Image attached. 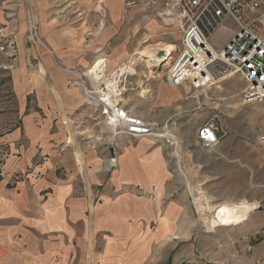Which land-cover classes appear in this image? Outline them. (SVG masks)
I'll return each mask as SVG.
<instances>
[{"label": "crops", "instance_id": "crops-1", "mask_svg": "<svg viewBox=\"0 0 264 264\" xmlns=\"http://www.w3.org/2000/svg\"><path fill=\"white\" fill-rule=\"evenodd\" d=\"M75 2L87 11L102 8L108 21L121 16L120 0ZM93 14L76 17L73 34L48 36L47 49L24 40L32 67L25 65L23 51L15 44L22 26L15 32L11 20L2 27L17 63L9 73L8 94L0 95V264H181L187 259L204 264L194 243L198 220L193 202H264V148L256 136L243 139L241 120L226 117L219 121V144L201 148L196 128L208 119V112L190 113L186 126L189 118L181 115L186 108L177 104L185 97L178 92L172 98L161 96L159 83L156 93L145 87L150 93L142 96L140 79L139 102L166 109L156 119L146 111L139 116L168 121L165 128L173 142L119 135L116 166L110 171L107 161L102 166V153L93 148L72 151L68 143L76 135L64 120L70 116L76 121L71 112L83 103V96L67 81H76L95 57L83 41ZM66 46L72 49L66 51ZM125 57L126 51L116 48L108 57L109 68ZM162 84L179 89L170 88L165 79ZM183 87L193 91L191 98L198 96L190 105L206 103L199 100L203 93ZM248 151L254 154L251 172L257 176L252 192L243 190V174L248 177L250 168L241 160ZM262 220L255 219L243 233L261 235ZM262 255L264 241L255 242L243 260L251 264Z\"/></svg>", "mask_w": 264, "mask_h": 264}, {"label": "rangeland", "instance_id": "rangeland-1", "mask_svg": "<svg viewBox=\"0 0 264 264\" xmlns=\"http://www.w3.org/2000/svg\"><path fill=\"white\" fill-rule=\"evenodd\" d=\"M31 1L35 6L38 25L41 36H43V38H41L44 45L45 42L47 44L46 38L48 36L61 37L64 33L73 34L77 25L76 17L80 14L81 16H86L87 14V18H89V12L90 14L94 13L92 15L93 21L91 28L84 29L83 31V41L88 45L87 48L91 49V52L95 55L92 63L95 59L101 56L107 58L108 61L105 66V76L98 81L91 79L93 78L91 75H86V70L92 63L84 66L81 73H78L83 76L85 83L89 86L91 83L95 87L105 83L111 71L117 69L118 65L121 63L126 62L129 59L133 60L134 57H137L135 52L142 49L141 47H144L148 43H156L157 41L173 42L177 45V49L180 45V32L177 27L176 15L172 10L169 11L170 9L165 6L164 0H133L130 5H127L126 0H120L121 16L117 21H108L107 15L102 8L87 11L82 9L75 0ZM24 7V0H8L5 3L0 2V29L2 30V27H6L7 23L11 20L15 32L18 30V26H22L23 29L20 31V39L15 44L19 46L18 48H20L21 51H23L22 57L25 65L32 67L31 65L34 64L31 63V54L26 52L27 46L24 45ZM235 27V23L230 18L226 17L221 25L215 30L212 37L208 39L212 48L218 50L219 47H224L229 40L227 35L230 33L231 29L234 31ZM5 32V30H2V33L0 31V95L4 96L8 94L9 73L12 68H15L17 63L16 60L13 64V60L10 57L9 47L6 46L8 43L5 42L9 36L6 35L4 38L5 35H2ZM73 41L74 40H72V42ZM72 42L70 44H72ZM67 46L65 47L66 51L72 49L71 46ZM118 47L126 51V57L114 68H109L108 65L110 64V60L108 57ZM176 52L177 51L173 52L171 59L164 60L160 65L150 68L154 73H160V75L155 78H150L149 76L143 77L144 73L148 74V69L140 59L135 61V72L130 73L125 82L128 91L123 98V103L126 104L129 111L137 115L146 111L150 118L156 119V116L163 114L166 109L165 106H152L151 108H146L148 106L145 107L139 102L138 99L140 96L138 93L140 88L138 86L141 84L140 79H142V87L149 88L151 90L150 92L156 93V84L159 83L158 92L161 96L172 98L177 92L180 93V95H183V98L185 97V99H180L177 104L186 108L183 110L185 113H182L181 115L186 116L187 119L189 118L188 115L190 113L195 114L194 116H205L208 112V118L217 115L219 118L218 121L221 122L224 117H226V120H229V118H231L230 120H241V134L244 137L243 139L251 135L257 136L258 133L264 132V102L253 103L246 106L239 105L238 93L243 86V82L238 75L227 79L220 85V87L214 86L200 91L203 94L199 96V100L201 101L204 99L206 102L204 105L200 106L197 105L199 104L198 102H194V105H190L191 103H189L190 100H197L198 98L196 95L191 98L193 91L189 92L183 86L179 87L178 90L176 89V91L175 89H167L162 83H164L170 62L176 55ZM75 73L77 74V72ZM88 79H91V83ZM67 82L68 86L75 85V87L81 92V87L77 79L76 81L71 82L68 80ZM192 106H195L197 109L193 110L194 108H192ZM177 109L178 111L175 110V113L177 112L179 114L181 108ZM226 112L227 114H224ZM228 113L231 117H229ZM71 115L76 121L72 122L70 116L65 117L64 121L67 123L68 127L71 126L69 127V132L72 130L74 135H76L73 142H67L68 145L72 147V151H82L84 148H93L98 151L99 154L102 153L104 157L102 159V166L104 168L109 159L114 157V163L107 169V171L112 170L116 166L115 157L117 151L120 149L115 143L116 138L119 135H125H115L109 132L100 111L96 110L92 105L87 104L84 99L83 103L71 112ZM191 120L192 119L189 118L186 122V126L189 125ZM164 123L168 124V121H165ZM164 129L169 132L166 128ZM228 134H233V131L228 132ZM246 156L247 158H242L241 162L243 165H248L250 171L248 172L249 178L243 174V190L248 189L252 192L257 183V176L255 173L252 174L251 172V170L254 169L252 165L254 162L252 156H254V154H251V152L248 151ZM245 168L246 167H243V170H245ZM204 203L205 202H193L195 205V217L196 220H198L197 235L194 243L197 244L198 249L201 251V258H203V261L207 259H222L231 264H245L243 260L245 255L244 251H242L243 244L246 242L253 244L255 242L263 241V236L257 235L253 237V235L250 236V234L243 232L248 230V227L255 219H264V202H237L239 204L238 210L227 222L216 220L212 223L205 222L208 220L209 212L206 204L204 205L205 208L204 206L201 208L200 205ZM208 203L219 204L222 202ZM263 221L264 220H262V222Z\"/></svg>", "mask_w": 264, "mask_h": 264}, {"label": "built area", "instance_id": "built-area-1", "mask_svg": "<svg viewBox=\"0 0 264 264\" xmlns=\"http://www.w3.org/2000/svg\"><path fill=\"white\" fill-rule=\"evenodd\" d=\"M7 1L0 0L2 3ZM24 1L25 41L45 47L39 34L35 6L31 0ZM132 1L126 0L127 5ZM164 4L175 13L180 32V45L165 75V82L170 88L188 85L194 91H203L220 87L227 79L238 75L243 82L238 103L246 106L264 102V0H164ZM226 17L236 27L225 46L215 50L208 39ZM129 75H119L115 86L102 83L95 87L91 83L94 78L88 79L89 86L81 74H77V81L84 101L100 111L109 132L131 138H157L159 130L166 127L164 122L145 119L122 105L128 91L125 82ZM218 120V116L214 115L196 128L201 148L212 149L219 144L222 128ZM162 139L173 142L172 136ZM256 142L264 148V132L257 134ZM2 144L0 142V146ZM109 160L112 166L114 157ZM261 235L264 241V228ZM242 251L245 256H250L252 244L243 245ZM181 264L195 263L187 259ZM204 264L231 263L222 259H207ZM251 264H264V255L255 258Z\"/></svg>", "mask_w": 264, "mask_h": 264}, {"label": "bare ground", "instance_id": "bare-ground-1", "mask_svg": "<svg viewBox=\"0 0 264 264\" xmlns=\"http://www.w3.org/2000/svg\"><path fill=\"white\" fill-rule=\"evenodd\" d=\"M141 48L142 49L137 50V52H135V55L137 57H134L133 60L129 59L126 62L121 63L120 65H118L117 69L111 71V73L109 74V77H107L105 81L107 85H109L110 83L115 86L116 79L119 75H122L124 73L135 72V66H136L135 61L137 59H140L141 61H143L148 69L149 75L147 73H144L143 76L145 77L148 75L150 78H155L159 76L160 73L159 72L154 73L150 68L160 65V63L164 60L171 59V55L173 54V52L177 51V45L175 43L163 42V41H157L156 43H148L144 47H141ZM159 53H162L163 55L158 57L157 55ZM107 61L108 59L103 56L98 57L97 59L93 61L90 67L87 68L86 75L93 76V78L96 81L102 79L105 76V66H106ZM141 92H142L141 95L144 96V94L148 93L149 90L148 89L145 90L143 88ZM156 137L167 138V137H171V135L165 129L163 130L160 129ZM79 154L81 153L79 152ZM108 163H109V166H111L112 161L109 160ZM205 204L209 212L208 220L205 221L206 223H212V222H215L216 220H219L220 222H227L230 219V217L234 213L237 212L238 207H239V204L237 202H226V203L222 202L219 204H215V203L209 204L208 202H205L204 204L200 205L201 208H203Z\"/></svg>", "mask_w": 264, "mask_h": 264}, {"label": "water", "instance_id": "water-1", "mask_svg": "<svg viewBox=\"0 0 264 264\" xmlns=\"http://www.w3.org/2000/svg\"><path fill=\"white\" fill-rule=\"evenodd\" d=\"M163 54L162 53H159L157 56L159 57V56H162Z\"/></svg>", "mask_w": 264, "mask_h": 264}, {"label": "snow or ice", "instance_id": "snow-or-ice-1", "mask_svg": "<svg viewBox=\"0 0 264 264\" xmlns=\"http://www.w3.org/2000/svg\"><path fill=\"white\" fill-rule=\"evenodd\" d=\"M208 135L210 136V133H208Z\"/></svg>", "mask_w": 264, "mask_h": 264}]
</instances>
